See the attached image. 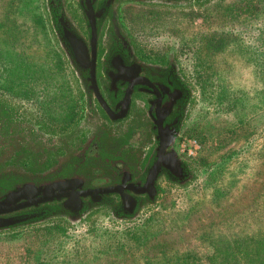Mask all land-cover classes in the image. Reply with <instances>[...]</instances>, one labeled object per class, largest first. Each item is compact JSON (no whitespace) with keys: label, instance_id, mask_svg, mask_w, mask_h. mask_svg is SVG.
<instances>
[{"label":"rangeland","instance_id":"1","mask_svg":"<svg viewBox=\"0 0 264 264\" xmlns=\"http://www.w3.org/2000/svg\"><path fill=\"white\" fill-rule=\"evenodd\" d=\"M127 12L141 39L177 43L191 73L198 93L181 140L196 138L201 145L194 156L184 153L195 179L165 189L155 208L128 226L50 223L0 231V264H165L175 256L210 264L214 242L247 237L262 242L260 257L248 255L250 264H259L264 0H210L186 9L134 6ZM0 99L30 106L56 125L74 106L41 0H0ZM236 256L238 264L246 263V256Z\"/></svg>","mask_w":264,"mask_h":264},{"label":"flooded vegetation","instance_id":"2","mask_svg":"<svg viewBox=\"0 0 264 264\" xmlns=\"http://www.w3.org/2000/svg\"><path fill=\"white\" fill-rule=\"evenodd\" d=\"M208 1L41 0L75 102L56 125L30 106L8 108L0 99L1 173L11 172L0 197L18 185L38 187L31 202L21 198L0 211V220L14 219L0 231L128 226L154 209L165 189L195 179L181 147L198 93L191 73L177 43L141 39L127 10ZM64 180L74 183L55 195L44 189ZM46 194L52 197L39 199Z\"/></svg>","mask_w":264,"mask_h":264},{"label":"trees","instance_id":"3","mask_svg":"<svg viewBox=\"0 0 264 264\" xmlns=\"http://www.w3.org/2000/svg\"><path fill=\"white\" fill-rule=\"evenodd\" d=\"M208 1V0H207ZM210 1V0H209ZM208 1V2H209ZM246 7V4H242V6ZM202 6V5H200ZM241 6V7H242ZM238 7V6H236ZM8 108H11V105H9L6 101L4 103ZM0 175L2 174L1 171L3 170V166L0 165ZM11 183V172H6L5 175L4 173L0 176V187H2L5 184ZM11 230H18L17 228H10L9 231ZM6 231V230H3ZM8 231V230H7ZM223 238V237H221ZM217 238H214L216 240ZM261 240L257 239L256 241L252 240L251 238H243L241 240H238L237 238L231 239L229 243L224 241L226 244H222L223 240L217 241L213 243V254L209 256V262L210 264H238L237 263V256L236 254L241 253L243 256H246V263L245 264H250L252 263V259L248 257L250 253H255L257 257H260L259 255V249L258 246L262 244L260 242ZM251 246H254L251 248ZM259 264H264V257L259 258L258 260ZM165 264H187V259L186 257H181V256H175L173 258H167V262ZM240 264V263H239ZM243 264V263H241Z\"/></svg>","mask_w":264,"mask_h":264},{"label":"water","instance_id":"4","mask_svg":"<svg viewBox=\"0 0 264 264\" xmlns=\"http://www.w3.org/2000/svg\"><path fill=\"white\" fill-rule=\"evenodd\" d=\"M71 183H74L72 180H64V181H59V182H55L53 184H49L46 185L44 187V189L46 191L50 190L51 191V195H55L54 194V189L58 188V189H62L65 188L67 186H69ZM35 189H38L37 186L31 184V183H26L24 185H18L16 186L14 189L8 190L5 194H3L0 197V211H4L7 210L8 206L11 204H14L16 201L20 200L21 198L23 199H27L29 202H31V200L29 199V197L31 196V192L35 191ZM47 197H40L39 199H47L52 197L50 194H46ZM49 195V196H48ZM28 201L26 203H24V205H27ZM12 221H14V219H2L0 220L1 224H10L12 223Z\"/></svg>","mask_w":264,"mask_h":264},{"label":"built area","instance_id":"5","mask_svg":"<svg viewBox=\"0 0 264 264\" xmlns=\"http://www.w3.org/2000/svg\"><path fill=\"white\" fill-rule=\"evenodd\" d=\"M181 147L187 155L194 156L200 151L201 145L196 138H188L182 141Z\"/></svg>","mask_w":264,"mask_h":264}]
</instances>
